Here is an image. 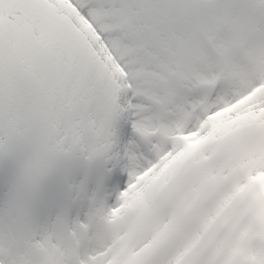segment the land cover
Masks as SVG:
<instances>
[{
	"label": "snow or ice",
	"instance_id": "1",
	"mask_svg": "<svg viewBox=\"0 0 264 264\" xmlns=\"http://www.w3.org/2000/svg\"><path fill=\"white\" fill-rule=\"evenodd\" d=\"M0 264H264V0H0Z\"/></svg>",
	"mask_w": 264,
	"mask_h": 264
}]
</instances>
